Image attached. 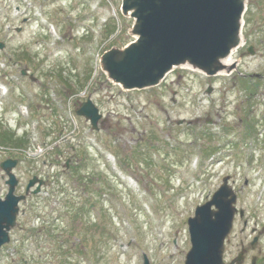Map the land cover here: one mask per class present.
Masks as SVG:
<instances>
[{
	"label": "rangeland",
	"instance_id": "374dc122",
	"mask_svg": "<svg viewBox=\"0 0 264 264\" xmlns=\"http://www.w3.org/2000/svg\"><path fill=\"white\" fill-rule=\"evenodd\" d=\"M244 4L248 43L228 67L206 76L174 66L159 85L127 90L100 65L135 39L121 0H0V124L26 136L24 150L45 146L38 159L18 153L22 186L34 172L47 177L21 203L0 264H143L144 255L183 264L187 217L225 176L244 211L226 237L225 264L241 247L235 264L264 256V0ZM88 97L103 115L97 131L75 113Z\"/></svg>",
	"mask_w": 264,
	"mask_h": 264
},
{
	"label": "water",
	"instance_id": "95a60500",
	"mask_svg": "<svg viewBox=\"0 0 264 264\" xmlns=\"http://www.w3.org/2000/svg\"><path fill=\"white\" fill-rule=\"evenodd\" d=\"M121 8L124 15L134 19L131 32L137 38L121 50L105 52L101 63L107 76L125 89L154 86L173 66L186 63L215 74L224 68L220 60L240 42L244 0H122ZM248 51L253 53L251 47ZM76 113L89 120L92 129H98L102 116L90 98ZM16 163L15 159L0 163L8 176L7 193L0 198V246L9 241L18 203L24 199L14 194L17 179L11 170ZM35 182L31 179L27 189ZM234 200L225 178L211 200L195 209V216L188 219L192 247L185 264H223L224 239L232 227ZM144 264H149L146 257Z\"/></svg>",
	"mask_w": 264,
	"mask_h": 264
},
{
	"label": "trees",
	"instance_id": "16d2710c",
	"mask_svg": "<svg viewBox=\"0 0 264 264\" xmlns=\"http://www.w3.org/2000/svg\"><path fill=\"white\" fill-rule=\"evenodd\" d=\"M245 24H249V17L244 14ZM243 31L246 33V29L244 28ZM243 32V34H244ZM245 38H249L247 33L244 34ZM244 80V77H243ZM250 80V79H249ZM259 81V80H257ZM257 86V85H256ZM247 89V88H246ZM28 140L25 136H17L14 132L10 129H4L3 126L0 124V144H11L15 147H20L26 145ZM83 210V208H81Z\"/></svg>",
	"mask_w": 264,
	"mask_h": 264
},
{
	"label": "flooded vegetation",
	"instance_id": "af4514ba",
	"mask_svg": "<svg viewBox=\"0 0 264 264\" xmlns=\"http://www.w3.org/2000/svg\"><path fill=\"white\" fill-rule=\"evenodd\" d=\"M32 176H37V177L39 176V177H40L41 174L35 172V173L32 174ZM0 178H1V179H4V175L1 174V173H0ZM18 187H19L18 189L22 188V183H21V182H19V186H18ZM25 189H26V186L23 188V190H22L21 192H18V193H23V192H25ZM30 196H31V195L29 194L28 197H30ZM21 214H22V215L25 214V210H24V209L21 210ZM245 224H247V222H245ZM263 230H264V228H263ZM251 232H252V233H255V227L253 228V230H252ZM261 234H262V232H259L258 236L261 235ZM250 245H251V244H250ZM251 246H252V245H251ZM252 248H253V246H252ZM251 261H252V264H253V263H254V264H260V262H264V256L261 255V257L259 256V257H254V258H253V256H251V257H250V264H251ZM231 264H235V263H234V262H231Z\"/></svg>",
	"mask_w": 264,
	"mask_h": 264
},
{
	"label": "bare ground",
	"instance_id": "6f19581e",
	"mask_svg": "<svg viewBox=\"0 0 264 264\" xmlns=\"http://www.w3.org/2000/svg\"><path fill=\"white\" fill-rule=\"evenodd\" d=\"M230 55H231V54H229L226 58H224V59L221 60V63H222L225 67H228V66L232 63ZM129 182L132 183L131 180H129Z\"/></svg>",
	"mask_w": 264,
	"mask_h": 264
}]
</instances>
